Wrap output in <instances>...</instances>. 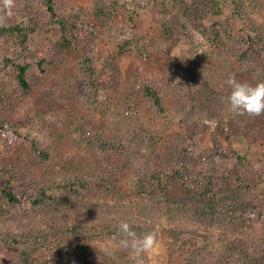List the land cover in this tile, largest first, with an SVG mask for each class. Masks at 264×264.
I'll return each mask as SVG.
<instances>
[{
  "label": "trees",
  "instance_id": "16d2710c",
  "mask_svg": "<svg viewBox=\"0 0 264 264\" xmlns=\"http://www.w3.org/2000/svg\"><path fill=\"white\" fill-rule=\"evenodd\" d=\"M121 1L96 0L90 26L80 13L62 11L57 0H0V142L14 155L0 156L1 264H34V249L55 254L38 264H149L145 252L134 256L113 239L121 222L137 238L161 237L167 264H264L262 211L247 203L259 198L263 176L246 155L235 152L237 162L229 165L220 145L198 150L203 102L229 95L230 75L264 82L261 0H233L236 16L252 29L242 37L230 22L215 20L219 0H146L157 9L162 40L188 46L192 69L174 66L142 91L137 74L123 76L119 57L136 50L148 58L144 48L125 41L117 47L120 56L95 58L98 30L110 27ZM35 68L54 78L61 97L55 102L67 118L55 132L45 133L54 103L29 127L16 118L38 89ZM170 106L182 116L186 134L162 158L165 139L157 138L143 113L153 111L164 121ZM8 133L17 136L15 146ZM44 135L51 148L39 143ZM250 138L264 140L253 132ZM61 152L71 157L59 163ZM122 176L134 180L131 195L120 188ZM185 236L215 239L189 248L179 244Z\"/></svg>",
  "mask_w": 264,
  "mask_h": 264
},
{
  "label": "rangeland",
  "instance_id": "374dc122",
  "mask_svg": "<svg viewBox=\"0 0 264 264\" xmlns=\"http://www.w3.org/2000/svg\"><path fill=\"white\" fill-rule=\"evenodd\" d=\"M184 1L190 2L191 0ZM219 1L221 2V15L215 18L216 21L230 22L234 27L236 37H242L252 32L248 22L236 16L233 0ZM95 2L96 0H57L56 3L64 12L73 10L80 13L86 23L93 26V24L95 25L93 17ZM146 5V0H122L116 9H114L110 27L106 29V32H103L105 29L99 28L98 30L100 33L99 43L101 44L95 54L96 60L104 59L105 55L109 53L120 56L117 47L125 41L133 44L132 49L138 47L144 48L146 53H148L147 55H149L148 58L140 57L136 50L119 57L121 72L125 78L133 74L138 75V91H142L147 85H155L156 82L163 81L174 66L181 65L185 69L191 68L190 63L192 60V55L188 51L187 45L182 44L177 47H171L162 40L163 30L157 18V9H150ZM256 7L260 11V15H262L260 23L264 25V0H261ZM87 39L85 38V40ZM33 49L38 50L35 46ZM75 58V54L68 56L67 64L69 66L74 64ZM33 71L35 72L34 76L37 78L38 89L16 115L17 121H23V125L29 127L30 125L28 124H32L31 120L34 122V119H36L37 122L40 119L38 118V113L42 115L47 106L54 103L55 111L48 118L45 133H51L47 132V129L55 132L57 128L62 127V122L67 118L64 110L59 109V104H56L57 98H54V96L61 97L53 85V77L43 75L36 68ZM136 102L142 103V100L137 98ZM61 104L63 105L64 102H61ZM203 106L206 112L202 119H200L202 132L198 150L204 152L210 150L214 144L220 145L221 159L229 165L237 162L234 155L235 152L246 155L254 170L261 174L264 179V140L254 143L250 138L252 132L264 136V115L249 117L247 115L237 116L232 114L228 111L224 97L218 96V94H215V97L211 100L204 101ZM174 108V106H170L166 113L167 118L164 121H158L157 118H154L155 113L153 111L143 113L147 121H151V127L157 131V138L165 139L162 147V158H167L174 151L175 140L178 135L184 136L186 134V127L182 116ZM55 128L56 130H54ZM6 137L10 145L15 146L17 144L18 138L15 134L8 133ZM45 141H47V145L51 148L50 140L46 139L45 135L39 143L44 145ZM6 149L7 146L3 142H0V156L2 155L6 159L13 158V152L9 153ZM67 156L71 157L66 152H61L58 155V162H63V158H67ZM41 166L45 168L46 165L42 163ZM40 176L41 174H35L33 177L39 178ZM119 185L125 194L131 195L134 192V180L132 177L122 176L119 180ZM247 203L253 207L261 208L262 216L261 221L258 223V225H261L264 222V182L259 189L257 201L255 203ZM214 239L211 237L209 241L205 242L201 237L185 236L179 244L186 241L189 248L192 244H196L197 247L202 248L206 244H213ZM145 253L149 258V264L168 263V246L163 242L161 237L156 241L155 246ZM54 256L55 254L34 249L33 262L34 264H38L41 260ZM261 260L264 263V255H262ZM1 263L2 258L0 257Z\"/></svg>",
  "mask_w": 264,
  "mask_h": 264
},
{
  "label": "clouds",
  "instance_id": "9594fccd",
  "mask_svg": "<svg viewBox=\"0 0 264 264\" xmlns=\"http://www.w3.org/2000/svg\"><path fill=\"white\" fill-rule=\"evenodd\" d=\"M225 84L230 89V94L224 97V102L230 113L249 117L264 115V82L253 85L238 81L235 75H230ZM117 238H119L120 247H130L133 255L137 257L151 250L156 244L155 234L148 233L141 238H137L135 231L126 222L120 223L117 235L113 239Z\"/></svg>",
  "mask_w": 264,
  "mask_h": 264
}]
</instances>
